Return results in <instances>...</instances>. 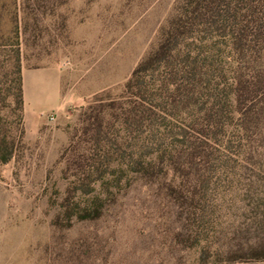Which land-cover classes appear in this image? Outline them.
I'll list each match as a JSON object with an SVG mask.
<instances>
[{
  "label": "rangeland",
  "instance_id": "rangeland-1",
  "mask_svg": "<svg viewBox=\"0 0 264 264\" xmlns=\"http://www.w3.org/2000/svg\"><path fill=\"white\" fill-rule=\"evenodd\" d=\"M38 1L37 35L21 46L22 70L36 71H22V77L42 82L44 92L37 98L29 88L23 96L22 145L0 164V264H201L203 249L264 239V101L255 102L248 130L226 134L230 148L212 173L208 196L190 206L188 220L157 183L129 173L130 184L102 217L53 224L68 184L59 156L81 127L83 109L96 97L122 91L178 0ZM0 13L9 34L14 10ZM195 232L200 241L188 246L185 234L192 239Z\"/></svg>",
  "mask_w": 264,
  "mask_h": 264
},
{
  "label": "trees",
  "instance_id": "trees-1",
  "mask_svg": "<svg viewBox=\"0 0 264 264\" xmlns=\"http://www.w3.org/2000/svg\"><path fill=\"white\" fill-rule=\"evenodd\" d=\"M36 5L38 0H0V10H14L9 34L0 22V164L22 145L21 46L37 35ZM263 95L264 0H178L122 91L96 97L83 109L81 127L59 156L68 184L53 224L102 217L130 184L129 173L157 183L188 220L190 206L208 196L212 173L230 148L226 134L248 128ZM185 236L188 246L200 241L197 232ZM209 260L264 261V239L203 249L199 263Z\"/></svg>",
  "mask_w": 264,
  "mask_h": 264
},
{
  "label": "crops",
  "instance_id": "crops-1",
  "mask_svg": "<svg viewBox=\"0 0 264 264\" xmlns=\"http://www.w3.org/2000/svg\"><path fill=\"white\" fill-rule=\"evenodd\" d=\"M22 71H36V70H22ZM45 71H58L55 68H49ZM28 88V89H27ZM30 89H32L33 92L37 94V98H39L40 94L44 92V85L42 82H38L34 84L33 81H29L28 75L23 74V96L26 95V92Z\"/></svg>",
  "mask_w": 264,
  "mask_h": 264
},
{
  "label": "built area",
  "instance_id": "built-area-1",
  "mask_svg": "<svg viewBox=\"0 0 264 264\" xmlns=\"http://www.w3.org/2000/svg\"><path fill=\"white\" fill-rule=\"evenodd\" d=\"M50 119H53V117H50Z\"/></svg>",
  "mask_w": 264,
  "mask_h": 264
}]
</instances>
